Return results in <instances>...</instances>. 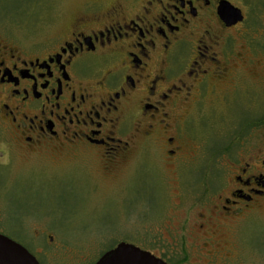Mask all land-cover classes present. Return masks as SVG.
Returning <instances> with one entry per match:
<instances>
[{
    "label": "flooded vegetation",
    "instance_id": "1",
    "mask_svg": "<svg viewBox=\"0 0 264 264\" xmlns=\"http://www.w3.org/2000/svg\"><path fill=\"white\" fill-rule=\"evenodd\" d=\"M220 1L83 0L67 27L58 18L17 40L0 36V136L10 148L91 158L106 170L130 164V179L161 172L181 186L208 162L176 248L155 255L166 264H264V246L247 235L262 225L264 240V108L236 106L252 99L237 82L262 50L226 44L246 18L241 11L227 27ZM232 106L239 122L197 136L200 112ZM212 137L227 143L221 156L206 150Z\"/></svg>",
    "mask_w": 264,
    "mask_h": 264
},
{
    "label": "rangeland",
    "instance_id": "2",
    "mask_svg": "<svg viewBox=\"0 0 264 264\" xmlns=\"http://www.w3.org/2000/svg\"><path fill=\"white\" fill-rule=\"evenodd\" d=\"M82 1L0 0V36L17 40L21 34L43 28V23L58 18L62 19V27H67ZM229 1L242 11L246 21L231 32L232 42L226 44L232 43L234 51L243 47L248 51L246 45L262 50L254 52L253 67L237 82L243 83V92L252 94V99L241 97L236 106L242 104V109L254 113L258 101L264 108V0ZM230 58L235 59V52ZM228 112L224 116L200 112L197 136L206 140L208 131L211 133L209 125L217 126L213 132L218 135L221 125L240 116L234 106ZM207 143L210 148L206 150L215 148L216 156H221L227 145L225 140L213 137ZM7 144L0 136V234L24 247L39 264H94L120 242L154 256L164 252L165 247L175 249L177 226L186 213H192L187 205L206 188L200 179L207 172L206 160L195 164L190 178L195 185L188 180L192 186H186L184 179L181 186L179 180L161 172L130 179V164L120 171L106 170L91 158L21 152ZM216 165L222 168L223 160ZM262 231V225L256 224L248 230L250 243L256 249L264 246V240L258 238Z\"/></svg>",
    "mask_w": 264,
    "mask_h": 264
},
{
    "label": "water",
    "instance_id": "3",
    "mask_svg": "<svg viewBox=\"0 0 264 264\" xmlns=\"http://www.w3.org/2000/svg\"><path fill=\"white\" fill-rule=\"evenodd\" d=\"M217 13L220 20L230 27L242 22L241 11L229 2H219ZM0 264H39L24 247L0 234ZM94 264H166L151 253L132 244L120 242L104 252Z\"/></svg>",
    "mask_w": 264,
    "mask_h": 264
}]
</instances>
